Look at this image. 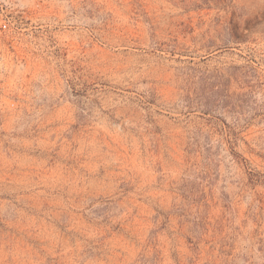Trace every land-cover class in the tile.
<instances>
[{"label": "rangeland", "instance_id": "obj_1", "mask_svg": "<svg viewBox=\"0 0 264 264\" xmlns=\"http://www.w3.org/2000/svg\"><path fill=\"white\" fill-rule=\"evenodd\" d=\"M0 264H264V0H0Z\"/></svg>", "mask_w": 264, "mask_h": 264}]
</instances>
